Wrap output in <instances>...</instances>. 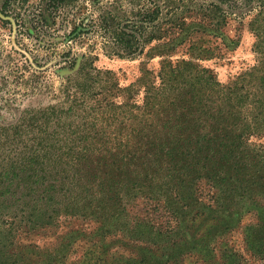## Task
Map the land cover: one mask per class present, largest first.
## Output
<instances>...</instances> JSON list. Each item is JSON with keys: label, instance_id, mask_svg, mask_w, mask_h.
<instances>
[{"label": "trees", "instance_id": "1", "mask_svg": "<svg viewBox=\"0 0 264 264\" xmlns=\"http://www.w3.org/2000/svg\"><path fill=\"white\" fill-rule=\"evenodd\" d=\"M66 1L46 0L52 25L67 22ZM176 1L148 0L147 7L135 0L133 25L87 8L89 18L55 53L74 70L60 91L64 100L29 105L13 123L0 124V264H64L60 249L33 262L36 246L9 248L20 233L72 218L98 226L93 264H183L191 256L203 264H244L226 238L242 228L245 214H254L243 227L245 248L264 264V144L251 140L264 139V0H228L231 11L220 6L228 1L216 0L204 13L218 25L253 14L254 64L226 84L194 63L199 55L175 64L168 58L173 42L165 40L162 19L179 16ZM238 3L248 9L241 12ZM36 18L38 34L48 38L44 14ZM85 33L99 35L107 54L119 58H137L154 43L146 56L160 57V69H141L121 87L94 66L97 56L72 54L69 43ZM42 78L37 96L49 93ZM84 102L91 109L77 123ZM14 143L17 154L1 152ZM138 200L142 215L131 216ZM114 246L132 252L114 257Z\"/></svg>", "mask_w": 264, "mask_h": 264}, {"label": "rangeland", "instance_id": "2", "mask_svg": "<svg viewBox=\"0 0 264 264\" xmlns=\"http://www.w3.org/2000/svg\"><path fill=\"white\" fill-rule=\"evenodd\" d=\"M133 2L132 0H67L62 14L65 20L68 18L67 22L59 20L56 25H52L46 11V0H0V124H5V121L13 123L18 113L29 105L35 107L41 102V107L47 108L64 100L62 97L65 95L60 91H63V86L68 85L67 77L74 70L68 69L69 64L61 61L55 53H59L65 46L64 40L67 34L82 19L88 17L87 8L99 7L100 12L104 10L117 16L116 21L133 25L139 18L137 12L140 9L135 0ZM213 2L217 1L177 0L174 6L178 7L179 16L171 20V16L167 14L162 19V27L166 34L165 40L173 42V49L168 53V58L173 64L199 55V60H194V63L213 71L217 81L226 84L254 64L253 44L256 38L248 27L253 14L245 15L239 20L228 17L218 25L216 20H209L204 16ZM143 3L148 7V0H143ZM240 5L241 12L248 9L244 4ZM220 6L223 10L231 11L230 1ZM38 12L44 14L49 24V33H47L49 37L46 39L40 37L35 27L39 24L35 22ZM47 42L54 43L56 47L53 48L54 44L51 47L52 45ZM69 44L72 54L80 56L89 53L97 56L94 66L109 72L121 87L134 83L141 76V69L152 70L154 75L160 69V57L151 59L146 56L154 43L145 45L143 54L134 59L108 55L103 49L99 35L85 33ZM42 76H46L49 80L47 84L49 93L37 96L35 92L42 85L41 82L44 80ZM83 105L77 123L87 115L85 111L90 110L92 104L84 102ZM256 139L251 140L254 143L264 144V139ZM15 146V143L13 146L6 145L1 152L12 150L13 154H17L21 147ZM143 205L144 203L138 200L134 209L129 208V214L142 215ZM241 217L239 227L242 228L234 230L226 238V243L242 255L244 264H263L246 250L244 243L243 227L254 222V214H245ZM97 227L94 222L82 218L62 220L55 226L37 229L33 233H20L16 239H13V245L9 249L10 252L19 253L24 251V247L36 246V254L31 258L33 262L38 260L36 255L60 249L63 252L64 264H93L99 256L100 241L95 237ZM82 233L88 238L82 239L80 236ZM75 237L77 240L68 246L67 244ZM121 241L127 243L126 238ZM115 252L114 257H118L122 254L129 256L132 251H122L114 246L111 254ZM182 263L203 264L194 256L185 257Z\"/></svg>", "mask_w": 264, "mask_h": 264}]
</instances>
